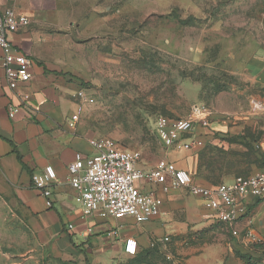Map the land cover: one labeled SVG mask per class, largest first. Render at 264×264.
<instances>
[{
    "label": "rangeland",
    "instance_id": "374dc122",
    "mask_svg": "<svg viewBox=\"0 0 264 264\" xmlns=\"http://www.w3.org/2000/svg\"><path fill=\"white\" fill-rule=\"evenodd\" d=\"M48 1L56 11L36 24L44 60L87 98L72 100L82 105L80 124L96 139L138 152L143 169L197 155L196 176L209 185L228 183L227 172L264 171V86L249 65L264 53V0ZM195 105L212 113L209 127L198 130L202 146L164 150L153 134L155 120L186 118ZM5 190L0 179V264L88 263L55 258L35 243L16 197ZM171 191L180 207L160 215L178 224L186 220L183 204L198 201L186 190ZM246 218L238 228L249 227L259 242L234 240L210 216L228 243L264 264V209L248 208ZM171 237L162 242L173 244Z\"/></svg>",
    "mask_w": 264,
    "mask_h": 264
},
{
    "label": "crops",
    "instance_id": "0c3cea01",
    "mask_svg": "<svg viewBox=\"0 0 264 264\" xmlns=\"http://www.w3.org/2000/svg\"><path fill=\"white\" fill-rule=\"evenodd\" d=\"M1 9H13L30 20L28 27L10 36L13 47L31 61L29 82L14 93L0 68V179L16 197L32 240L55 258L83 259L89 264H240L236 254L240 248L234 241L228 243L229 237L212 226L213 220L198 198L197 207L183 204L186 220L178 224L167 213L141 224L128 217L116 220L84 215L78 193L67 181V166L77 154L93 156L89 141L96 137L85 130L80 119L74 130L68 128L75 93L44 60L43 33L36 27L39 20H51L57 8L48 0H8ZM1 54L0 50V59ZM249 65L264 86V53ZM20 95H28L29 100L23 103ZM14 108L17 112L10 118L9 111ZM183 158L169 161L186 170L197 184L212 186L196 176L197 155ZM47 166L57 177L50 199L31 182L32 176ZM223 180L230 183L233 176ZM158 195L163 200L161 210L180 207L176 191ZM257 201L249 199L248 208L263 210L264 200ZM114 231L117 236L112 235ZM168 236L175 240L173 244L162 242ZM126 239L135 240L136 255L124 252Z\"/></svg>",
    "mask_w": 264,
    "mask_h": 264
},
{
    "label": "built area",
    "instance_id": "2783aa9c",
    "mask_svg": "<svg viewBox=\"0 0 264 264\" xmlns=\"http://www.w3.org/2000/svg\"><path fill=\"white\" fill-rule=\"evenodd\" d=\"M7 1L0 0V68L8 88L15 93L29 82L31 61L13 47L10 36L28 27L30 20L13 9L2 10L1 6ZM19 97L23 103L29 100L28 95ZM73 97L87 99L81 91ZM82 110V105L76 103L67 124L69 129H75ZM16 112L17 109H10L8 116L13 118ZM211 118L212 113L206 107L195 105L186 118H157L153 123V134L160 146L171 153L196 151L202 146L198 130L207 129ZM89 143L95 154L85 158L77 154L67 166V181L78 193L84 215L96 214L100 218L116 220L128 217L141 224L160 216L162 199L158 193L168 195L171 190H186L202 202L217 223L229 229L234 240L242 237L259 242L249 227L239 229L238 224L247 219L249 199L264 200V171L233 178L230 183L203 186L166 158L151 169H143L139 166L138 152L127 151L107 138L92 139ZM31 182L43 197L50 199L52 186L57 182L56 173L47 166L41 173L33 175ZM112 235L117 236V232ZM124 252L129 256L136 255L134 239L125 240Z\"/></svg>",
    "mask_w": 264,
    "mask_h": 264
},
{
    "label": "trees",
    "instance_id": "16d2710c",
    "mask_svg": "<svg viewBox=\"0 0 264 264\" xmlns=\"http://www.w3.org/2000/svg\"><path fill=\"white\" fill-rule=\"evenodd\" d=\"M200 173H201V167L199 165V160H198L197 174L200 175ZM249 175H250V173H248L246 175H237L234 172H227V173L223 174V177H225V176H233V178H236V177H247ZM258 202H259V200L257 201V203ZM236 254H237V257L239 258L240 264H258V261L255 260L254 258H252L251 256L243 255V254H241L239 252H236ZM86 264H89V263H86Z\"/></svg>",
    "mask_w": 264,
    "mask_h": 264
},
{
    "label": "water",
    "instance_id": "95a60500",
    "mask_svg": "<svg viewBox=\"0 0 264 264\" xmlns=\"http://www.w3.org/2000/svg\"><path fill=\"white\" fill-rule=\"evenodd\" d=\"M260 225L262 226V221H261Z\"/></svg>",
    "mask_w": 264,
    "mask_h": 264
}]
</instances>
